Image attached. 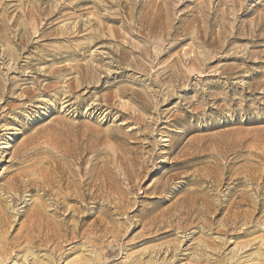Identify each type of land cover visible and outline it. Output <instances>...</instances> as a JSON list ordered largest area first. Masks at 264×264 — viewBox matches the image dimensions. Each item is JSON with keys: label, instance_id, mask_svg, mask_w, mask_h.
Instances as JSON below:
<instances>
[{"label": "rangeland", "instance_id": "374dc122", "mask_svg": "<svg viewBox=\"0 0 264 264\" xmlns=\"http://www.w3.org/2000/svg\"><path fill=\"white\" fill-rule=\"evenodd\" d=\"M0 196V264H264V0H0Z\"/></svg>", "mask_w": 264, "mask_h": 264}, {"label": "bare ground", "instance_id": "6f19581e", "mask_svg": "<svg viewBox=\"0 0 264 264\" xmlns=\"http://www.w3.org/2000/svg\"><path fill=\"white\" fill-rule=\"evenodd\" d=\"M46 172V171H45ZM65 174V173H64ZM58 175H60V176H62L60 173L58 174ZM69 176V175H68ZM171 176V175H170ZM57 177V176H56ZM17 178V177H16ZM40 180V179H39ZM15 181V180H14ZM41 181V183L39 184L40 185V187L42 188V193L43 194H49L50 193V190L51 189H54V188H56V187H58V184H59V181H60V178L58 177V178H55L54 177V179H48V178H43V179H41L40 180ZM67 181V180H66ZM21 182V181H20ZM171 182V181H170ZM61 184V183H60ZM88 184V183H87ZM167 184L168 183H164L162 186H161V190H164L165 188H166V186H167ZM66 185V184H65ZM69 185L70 184H67V186H65L66 188H68L69 187ZM26 188V187H25ZM97 188V187H96ZM9 189L13 192V194H15V189H16V185L15 184H13V183H11L10 185H9ZM95 189V188H94ZM63 191V190H62ZM92 191V190H91ZM98 191V190H97ZM1 192H3V191H1ZM99 192V191H98ZM102 192V191H101ZM156 192V191H155ZM94 193V192H93ZM157 193V192H156ZM51 194V193H50ZM97 194V193H96ZM42 195V194H41ZM71 195V194H70ZM93 196V195H92ZM1 197V196H0ZM13 197V196H12ZM39 197V196H38ZM56 197H57V200H55V199H53V198H51V199H53V202L54 203H56L58 206H61V207H63L64 205V203L65 202H70V199H69V197H68V194H63V193H60L59 195H56ZM85 197V196H84ZM88 197V196H87ZM239 197V196H238ZM43 198V197H42ZM60 199V200H59ZM78 198H76L75 200L76 201H78L77 200ZM86 199V198H85ZM92 199V198H91ZM39 200H41L40 198H39ZM6 201V200H5ZM74 201V200H73ZM53 203V204H54ZM78 203V202H77ZM38 205V204H37ZM36 205V206H37ZM81 205V204H80ZM5 210L7 209V210H10V209H12V207H11V204L10 203H8L7 201H6V204H5ZM39 208V207H38ZM42 208V207H41ZM50 208V207H49ZM64 208V207H63ZM82 208V207H81ZM85 208V207H84ZM58 209V208H57ZM62 209V208H61ZM13 210V209H12ZM58 211V210H57ZM11 212V211H10ZM56 212V211H55ZM54 220V219H53ZM80 220H81V218H80ZM227 220V219H226ZM81 222V221H80ZM79 224V223H78ZM81 224H82V222H81ZM84 224V223H83ZM49 226H50V228L48 229V230H50L51 231V233L50 234H52V236L53 235H55V238H56V234L58 233V231H60V230H58V228L55 226H52V224L51 223H49ZM81 226H84V225H81ZM75 229H73V231H72V233H75L76 232V230L74 231ZM79 230V229H78ZM80 234V233H79ZM81 235V234H80ZM79 235V236H80ZM50 236V235H49ZM51 236V237H52ZM61 236V235H60ZM71 236V235H70ZM70 236H68V237H70ZM76 236V235H75ZM58 237V236H57ZM53 238V237H52ZM73 238V237H72ZM70 239V238H69ZM56 240V239H55ZM215 243V242H214ZM256 243V242H255ZM207 248H209V247H207ZM206 248V249H207ZM205 249V248H204ZM201 250V249H200ZM204 251V250H203ZM33 251H31V253H32ZM85 252V251H84ZM201 253V251L199 252V257H198V260H201L202 258H205V260L207 259V260H209V259H211L210 258V256L209 255H207V254H205V256H204V254H200ZM261 253V252H260ZM259 253V254H260ZM33 254V253H32ZM262 255H263V253H262ZM34 256V255H33ZM39 255H37V256H35L36 258L38 257ZM146 256V255H145ZM28 258V257H27ZM201 258V259H200ZM263 258V257H262ZM34 259V258H33ZM98 259H99V257L98 256H96L94 259H90L89 261L87 260L86 262H88L89 264L91 263V264H98ZM123 259V258H122ZM152 259V258H151ZM248 259V258H247ZM26 257H24V255H23V257L21 258H18V259H16L14 262H12V264H18L19 263V261H21V263L20 264H23L24 262H26ZM41 260V259H40ZM43 260V259H42ZM204 260V259H203ZM46 261V260H45ZM85 261V260H84ZM139 261V260H138ZM141 261V260H140ZM143 261V260H142ZM166 261V260H165ZM210 261V260H209ZM238 261V260H237ZM47 262V261H46ZM46 262H44V263H41L40 262V264H48V263H46ZM79 261L78 260H76V263H78ZM155 262V261H154ZM167 262H168V260H167ZM75 263V262H74ZM69 264V263H68ZM143 264H145V263H143ZM259 264V263H258Z\"/></svg>", "mask_w": 264, "mask_h": 264}]
</instances>
